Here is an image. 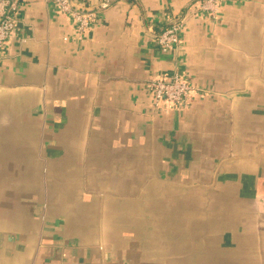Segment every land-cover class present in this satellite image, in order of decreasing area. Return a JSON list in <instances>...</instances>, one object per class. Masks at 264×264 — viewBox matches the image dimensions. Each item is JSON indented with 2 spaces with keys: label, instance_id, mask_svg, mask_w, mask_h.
<instances>
[{
  "label": "crops",
  "instance_id": "crops-1",
  "mask_svg": "<svg viewBox=\"0 0 264 264\" xmlns=\"http://www.w3.org/2000/svg\"><path fill=\"white\" fill-rule=\"evenodd\" d=\"M196 1L121 0L78 39L21 0L0 56V264H264V0ZM175 72L196 95L162 115L145 83Z\"/></svg>",
  "mask_w": 264,
  "mask_h": 264
},
{
  "label": "built area",
  "instance_id": "built-area-1",
  "mask_svg": "<svg viewBox=\"0 0 264 264\" xmlns=\"http://www.w3.org/2000/svg\"><path fill=\"white\" fill-rule=\"evenodd\" d=\"M48 1L69 16L75 35L80 39L101 12L121 0H99L97 6L90 9L81 7L75 0ZM222 1L224 0H197L195 7L197 11L213 16ZM20 3L21 0H0V56L17 29L16 13ZM184 22L183 16L168 19L155 35V46L162 52L176 49ZM145 88L151 96L153 109L162 115L186 109L196 95V89L178 72L170 77L154 76L145 83Z\"/></svg>",
  "mask_w": 264,
  "mask_h": 264
}]
</instances>
